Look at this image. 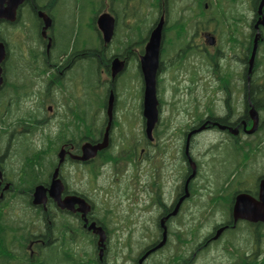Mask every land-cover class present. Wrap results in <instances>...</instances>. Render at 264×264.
Listing matches in <instances>:
<instances>
[{"label":"flooded vegetation","instance_id":"1","mask_svg":"<svg viewBox=\"0 0 264 264\" xmlns=\"http://www.w3.org/2000/svg\"><path fill=\"white\" fill-rule=\"evenodd\" d=\"M60 1L47 0L40 7L29 0L18 9L15 23H2L5 29L15 24L18 39L10 45L2 31L7 54L1 64L0 202L13 194L17 198L10 202L29 208V220L40 213L45 233L29 241L27 251L64 249L73 262H81L87 245L97 249L98 257L86 264H110L111 240L135 238L143 243L137 249L133 241L128 245L127 264H139L166 235L165 245L142 264H161L162 259L164 264H233L234 244L226 247L228 254L218 248L228 246V234L240 224H252L243 219L235 225L233 208L243 194L259 201L264 180V0H226L236 5L231 14L223 9V0H99V7L90 0L82 34L72 29L69 36L71 13L55 6ZM248 3L250 18L245 17ZM40 12L51 21L47 29ZM103 14L114 21L110 42L98 25ZM85 16L79 14L82 20ZM160 23L159 121L149 138L140 62ZM245 29L247 39L242 38ZM115 61L122 68L116 75ZM133 72L140 79L141 99L139 113L130 120V103L119 109L117 102ZM91 90L97 95L87 96ZM111 92L115 103L110 125ZM252 109L258 115L254 133ZM123 122L124 135L119 131ZM107 130L108 146L94 159H79L85 144L103 142ZM55 173L63 186L62 199H82L87 207L77 201L61 208L49 192L46 205H34L35 187L49 188ZM91 176L97 181L86 186ZM19 186L35 187L29 193ZM200 214L217 224L197 237L192 223ZM92 225L107 237L102 259ZM55 228L64 236H54ZM169 248L173 251L167 256ZM48 255L57 258L52 251Z\"/></svg>","mask_w":264,"mask_h":264},{"label":"water","instance_id":"2","mask_svg":"<svg viewBox=\"0 0 264 264\" xmlns=\"http://www.w3.org/2000/svg\"><path fill=\"white\" fill-rule=\"evenodd\" d=\"M29 0H0V23L9 22L15 23L17 20L18 9L22 7L25 2ZM40 17L44 18L45 21V29L50 26V19L43 13H39ZM98 25L100 30L104 35V39L106 42H110L114 33V21L108 14H103L98 20ZM161 32H162V23H160L152 32L149 43L146 46L145 55L141 58V71L144 80V95H143V115L147 121V134L149 138H152L153 130L156 124L159 121V101L157 97V73L159 68V54H160V45H161ZM257 49V39L255 40L252 55L249 61L250 67L249 71H252V66L256 54ZM6 45L3 41L0 40V86L2 84V68L1 64L4 62L6 58ZM114 75L121 71V65L118 61H115L113 64ZM115 103L114 93L111 92L108 99V116L110 118V125L113 119V108ZM254 125L250 130V133H254L257 129L258 125V115L254 109H252ZM254 113L256 116H254ZM109 125V128H110ZM108 128V130H109ZM108 130L106 132V136L103 142L93 145L91 143H86L84 147V154L79 159L83 161H88L90 159H94L99 151H102L108 146ZM195 133L193 131L191 134ZM193 175L191 178L195 176V165H193ZM2 178V174L0 172V179ZM57 173L54 174L52 185L49 188H46L43 185L36 186L33 193V203L34 205H46L47 203V192H49L50 197L53 198L61 208H65L67 203L74 204L78 201L83 206H88L87 203L82 199L76 198H66L62 199L63 186L60 180H57ZM1 184V181H0ZM9 186H5V190H7ZM0 194H1V186H0ZM2 196V195H1ZM0 196V197H1ZM233 217L234 224L236 225L239 220H247L252 224H264V180L260 186V200L255 201L251 199L249 196L243 194L237 198L235 206L233 208ZM234 225V226H235ZM91 229H93L99 235V248H100V258H103L104 249L106 248L107 237L104 230L99 227L95 228V225H92ZM225 230L224 227L218 230L217 236H220L221 233ZM166 235L162 242H160L156 247L149 250L145 255L139 260V264H142L149 255L158 251L165 245Z\"/></svg>","mask_w":264,"mask_h":264},{"label":"rangeland","instance_id":"3","mask_svg":"<svg viewBox=\"0 0 264 264\" xmlns=\"http://www.w3.org/2000/svg\"><path fill=\"white\" fill-rule=\"evenodd\" d=\"M50 1L53 2V0H50ZM89 1L90 0H61L60 3L55 4L56 7L64 10L62 12L71 13L70 18L68 19V22L70 23L69 24L70 30L68 29L67 36L70 35V32L72 29H74L76 31V33L78 31H80V35L82 34L84 22L88 21V18H86V16H85L86 15L85 14L86 9H84V8H85V6L88 5ZM95 1H96V6L99 7L100 1L99 0H95ZM212 2H213V0H212ZM98 3H99V5H98ZM245 4H246V1H245ZM221 5H223L224 10H227V9L229 10V12H228L229 14L232 13L231 12L233 10L232 7H234V10L236 7V5H234L230 1H226V0H223V3ZM249 6H250L249 3L247 5H244V8L246 7V14H245L246 18H250ZM81 13H84V16H85L84 20H82V18L81 19L79 18V14H81ZM214 15H220L221 16V14H219V13H216ZM214 15H212V16H214ZM153 16H154V13H153V15L152 14L148 15L147 18L149 20L152 18V20H153ZM1 25L2 24H0V27H2ZM2 28H3L2 29L3 34H4L5 38L7 39V41L9 42V44L10 45L13 44V46L15 44H17L18 36L15 33V30L11 29L9 27L5 29V26H3ZM16 29H18V28H16ZM21 29H24V28L21 26ZM243 32H244V36H242V38L245 37L247 39L249 37V33H250L249 30L245 29V30H243ZM143 35L144 34L141 35V38L143 37ZM94 36L96 37L95 34H94ZM87 66L88 65L86 64L85 65L86 77L89 76V72L86 68ZM133 70H134V68H133ZM104 76L105 75H103V77ZM182 76H184V75L182 74ZM104 79H105V77H104ZM127 83H128V86L130 89L128 88L127 91H124V90H122V88H124V85L121 86L122 88H120V90H119L120 95L118 97V102H117L118 105L117 106L120 109V108L124 107L123 104H125L126 102L130 103L128 109H131V115L132 116H130L129 118H130V120H132V117L135 118V116H134L135 112L139 113V110L136 111V108L138 109V105H139L140 99H141V96H140L141 83H140V79H136L134 72L129 74ZM97 93H98L97 91L91 90L89 92H86V95L87 96H94V95H97ZM122 119L124 120V117H122ZM124 124H125V122H123V125L121 127H119V131L121 132L122 135L125 134ZM122 128H123V132H122ZM200 141L204 142L205 140H204V138H201ZM96 181H97L96 177L91 176V179L87 180L86 186H92V184H95ZM21 198H23V197L21 196ZM6 200H7V202H5V205H6V207H9V208H6L3 211H5V213L9 216L11 215L14 220H17L19 222H22L24 225H27L29 230H30V233L37 234L42 227L37 224L36 219L31 221L28 219V217L25 216V215H31L32 214V213L28 212L30 209L29 208L26 209L25 206L20 205V204H14L13 205L12 202H10L11 201L10 197H7ZM200 202L203 203V201H200ZM24 203H22V204H24ZM201 205L202 204H199L198 206L202 207ZM202 209H203V207H202ZM198 211H199V209H198ZM201 214L205 215L204 213H201ZM201 214L198 215L196 222L192 223V226L194 227L195 232L198 235V237L203 236V235L209 233L210 231H213L214 226L217 224L216 221H214L212 219H206L205 220V217L204 216L201 217L202 216ZM183 224L184 223H181V226H183ZM132 241H133V247L135 249H137V247L141 246V244L143 243V242H141L143 240L135 239V238L130 240V239L123 238V237H116V238H113L111 240V253L110 254L115 255V253L117 252L115 257H118V255H119V259L121 258V260L118 264H127L124 262L125 261L124 258L126 255H129L127 252V247H128V245H130V243ZM227 242H228V246H230V247H228L227 244L225 243L221 248H218L219 253H221L223 251L226 254L227 253L226 247L231 248V244H234L232 246H234L235 248L236 247L239 248L240 252L242 254H244V251L250 252L256 247V243H255L253 237L246 235L245 231L234 230L232 233H229L228 237H227ZM260 244L264 245V241L261 240ZM260 244L259 243L257 244V248H258V245H260ZM85 250L87 252H90V255L92 254L90 247H88L87 245L85 247ZM172 251H173L172 248H169V250H167L165 252V255H167V256L170 255L172 253ZM213 251L217 252L216 247L214 248ZM208 256H209V253L205 254L206 261L208 259ZM227 256L229 257V260H230V255H227ZM113 257L114 256H111V257H109V259L111 258V260H112ZM93 259L94 258H92V256L89 257L90 262H93ZM156 261H158V260L156 259ZM154 264H156V262H154ZM199 264H203V262L200 261Z\"/></svg>","mask_w":264,"mask_h":264},{"label":"trees","instance_id":"4","mask_svg":"<svg viewBox=\"0 0 264 264\" xmlns=\"http://www.w3.org/2000/svg\"><path fill=\"white\" fill-rule=\"evenodd\" d=\"M47 0H35L36 5L40 7L47 6ZM18 25V24H17ZM2 27L6 25H1ZM2 27H0V40H6L2 35ZM7 27L16 30L15 24H7ZM9 43V42H8ZM249 43L246 41V49L248 48ZM250 49V48H249ZM250 53V50L248 54ZM35 165L42 166V163L40 161L35 162ZM34 165V166H35ZM44 166V165H43ZM41 170H38L40 172ZM35 177H38L36 175ZM21 190H26L29 193L33 191L35 186H19ZM7 197L10 198H17L16 196L9 195ZM26 202V201H25ZM5 203V202H4ZM3 202H0V264H81V262L87 263V259L92 256V258L97 259V249H91L92 254L90 255V252H85V259L81 262H73L72 257L73 255L71 252L66 250H61L60 253H57L53 250H46L44 246H40V253H34L33 255H30L29 252L26 249V245L29 241H32L36 238H39L41 236L36 237L37 234H44V230L41 228L40 231L35 233H30V230L27 225H24L22 222H19L17 220H14L12 216L7 215L5 211H3L2 206H6ZM35 213V212H34ZM37 215L36 221L39 226H41V222H39L38 216L40 213H35ZM60 224V223H59ZM58 224V226H60ZM61 228H55L54 236H64V232L60 230ZM236 231H245L246 235L253 237L256 247L250 251H244V254H240V250L236 247L235 252L233 253L235 257V262L233 264H264V245L260 244V241H264V224H248V223H242L239 225V227L236 229ZM195 236L198 237L196 234ZM36 237V238H35ZM45 238L46 235H43ZM43 238V239H44ZM152 240V239H149ZM258 248H257V244ZM57 247V246H55ZM58 247H60L58 245ZM55 253L57 255V258L52 257L48 255L49 252ZM128 252V251H127ZM117 253V252H116ZM115 255L111 260V258L108 260L110 264H118L121 260L118 257H115ZM239 254L238 256L236 254ZM54 255V254H53ZM69 256H71L69 259ZM52 257V258H51ZM128 255L125 256V263H127ZM161 264H164L163 259L159 261Z\"/></svg>","mask_w":264,"mask_h":264}]
</instances>
